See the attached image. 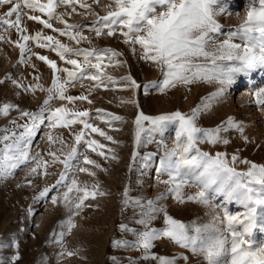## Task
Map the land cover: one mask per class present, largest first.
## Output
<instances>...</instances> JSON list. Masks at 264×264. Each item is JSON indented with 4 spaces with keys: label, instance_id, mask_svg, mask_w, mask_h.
I'll use <instances>...</instances> for the list:
<instances>
[{
    "label": "snow or ice",
    "instance_id": "6c2138e0",
    "mask_svg": "<svg viewBox=\"0 0 264 264\" xmlns=\"http://www.w3.org/2000/svg\"><path fill=\"white\" fill-rule=\"evenodd\" d=\"M77 4L86 10L90 8V5L81 0H0V5L6 9L0 13V25L15 28L21 34L20 40L14 43L20 50L22 62L30 58L25 53L30 51L28 42L34 41L37 47L55 52L65 65L71 66L58 67L56 61L36 54L53 73L51 87L47 89L48 95L43 104L36 111L20 110L10 103L0 105V115L7 116L15 108L20 111L19 119L27 118L24 124L13 120L11 128L0 129V178H7L21 165L29 163L35 165L31 168L32 173L47 175L49 160L39 155L30 156L32 142L41 126L46 121L49 129H70L74 125H81L78 133H70L74 137V144L63 159L56 151L47 153L51 158L50 162L61 164L63 171L55 184L45 187L39 193V198H45L54 190L66 189L61 197L51 196V203L55 205L58 201L62 202L73 215H78L90 198L95 199L97 195L105 194L99 191L98 183L81 185L75 178L81 172L93 177L96 175L89 167H82L81 164L101 169L100 164L79 151L81 147L109 158L104 151V144L86 137L95 133L110 142L117 141L89 122L91 115L88 110H72L65 106L53 109L52 104L57 99L67 100L69 103L78 100L91 103L88 96L83 94L66 95L65 86L89 80L94 82V88L104 86L107 90V84H116L118 81L107 76L105 69L119 66L120 61L116 58L122 54L111 48L70 47L42 31L24 34L26 29L21 26V22L27 16L43 28L67 37L75 45H79L81 41L91 44V39L82 34L81 25L69 24L62 14L56 12L57 7L64 5L71 7L72 13H75ZM229 7L228 0H111L106 15L97 16L91 25V31L97 38L103 35L113 37L119 33L123 42L132 46L133 52L139 46L142 50L141 59L151 62L160 70L161 79L144 85L145 91L154 88L165 93L178 84L187 87L196 81L216 82L220 85L216 92L203 97L190 113L176 110L148 116L140 112L135 118V147L139 149L156 142L158 148L163 150L155 172L157 182L166 187L155 199L129 197L128 189L125 188L122 206L131 205L134 208V217H139L135 222L142 226V230L121 224V230L132 232L136 240H114L113 246L142 249L141 258L144 260H153L157 264H177V260H182L188 264V255L159 256L152 253L154 242L166 238L192 256L198 257L201 264H264V240L257 242L254 239L256 232L264 234V164L240 159L236 154L229 159L226 152L212 154L200 147L202 144L227 145L229 140L223 138L221 132L230 128L243 134V128L231 117L215 128H204L198 120L203 113L211 110L213 102L224 94L225 87L236 82L238 76H246L256 70L264 71V0H248L246 15L240 18L233 30L224 34L216 17L231 14ZM37 12L47 19L33 14ZM53 19L63 24L64 28H55L51 23ZM221 35L223 39H220ZM122 79L132 88L141 87L131 76ZM14 83L21 86L16 81ZM37 88L40 85L25 90L34 92ZM255 96L257 105L264 106V88L255 92ZM97 114V118L108 124L123 119L103 113L100 109H97ZM170 127L175 129L171 146L164 140ZM157 136L160 137L159 140H156ZM56 139L64 142L63 138ZM47 140L49 143L55 142L51 134H47ZM137 155L138 152L134 151L133 160ZM153 155H144V168L151 166ZM110 158L117 159L115 154ZM237 163L246 165V168L238 170ZM129 168L131 170V165ZM165 175L168 179L159 180V177ZM185 186H195L198 191L186 194L183 191ZM219 198H222V202L213 205V201ZM167 199H173L177 204L194 202L215 207L219 212L214 213L207 222H184L168 214L167 208L161 203ZM230 204L236 205L240 210L232 212L228 207ZM161 218L163 226L153 227V222ZM67 224L69 229L74 227L71 217ZM59 235L62 236L63 233ZM67 255L73 253L68 252ZM18 258L16 256L12 259L14 261ZM111 259L114 264H119L117 257ZM0 264L3 262L0 261ZM129 264L135 262L130 260Z\"/></svg>",
    "mask_w": 264,
    "mask_h": 264
},
{
    "label": "rangeland",
    "instance_id": "374dc122",
    "mask_svg": "<svg viewBox=\"0 0 264 264\" xmlns=\"http://www.w3.org/2000/svg\"><path fill=\"white\" fill-rule=\"evenodd\" d=\"M81 2L90 5V8L86 10L77 4L76 12L72 13L71 7L60 5L56 12L62 14L69 24L81 25L82 34L91 39V44L81 41L79 45H75L67 37L43 28L42 25L29 20L27 16L23 17L21 26L26 29L24 34L42 31L45 35H53L70 47L111 48L122 54L116 58L120 61L119 66L105 69L107 76L118 81L116 84H107V90L104 86L94 88V82L89 80L65 86L66 95L83 94L88 96L91 103L79 100L69 103L67 100L57 99L52 104L53 109L65 106L72 110H88L91 115L89 122L117 141V143L110 142L95 133H90L86 137L96 139L106 146L104 151L109 157L107 159L85 147L79 149L83 155L100 164L101 169L81 164L82 167H89L96 175L93 177L81 172L75 178L81 185L91 186L93 183H98L99 191L105 194L87 200L85 202L87 206L81 208L78 215H73V212L66 209L62 202L58 201L55 205L51 203V196L61 197L66 189L54 190L48 197L39 198V193L45 187L55 184L60 172L63 171L61 164L50 162L51 158L47 153L56 151L63 159L74 144V137L70 133H78L82 127L74 125L70 129H49L46 121L32 142L30 156L39 155L49 160L48 174L32 173L31 168L35 165L29 163L21 165L7 178H0V261L3 264L9 262L11 264H114L111 257H117L119 264H129L130 260L135 264H157L156 261L142 259V249L113 246L114 240H136L132 232L121 230V224L138 231L142 230V226L135 222L139 217H134V208L131 205L122 206L125 188L128 189L129 197L155 199L166 187L157 182L155 172L163 150L158 148L156 142L139 149L135 147V118L140 112L148 116L176 110L190 113L203 97L216 92L220 87L216 82L196 81L187 87L178 84L165 93H160L154 88L145 91L143 86L160 80L161 75L154 64L141 59L142 50L139 46H136V51L133 52L132 46L124 43L119 33L113 37L103 35L97 38L91 31V25L97 16L106 15L111 0H98V2L81 0ZM228 4L231 14H221L216 17L224 34L233 30L239 24L240 18L246 15L248 0H228ZM5 10V7L0 5V13ZM33 14L42 15L38 12ZM42 18L47 19L43 15ZM51 23L55 28H64L58 20L53 19ZM20 35L15 28L0 25V105L10 103L20 110L36 111L46 99L47 89L51 87L53 79L52 70L39 60L36 54L56 61L58 67L71 66L65 65L55 52L37 47L34 41L28 42L30 51L25 53V56L30 58L22 62L20 50L14 43L20 40ZM223 38L221 35L220 39ZM235 42L239 43V40ZM128 76H131L141 87L132 88L129 83L123 81L122 78ZM14 81L21 86H17ZM35 85H40V88L34 92L25 90ZM262 88H264V71L260 70L246 76H238L233 85L225 87L224 94L213 102L210 111L199 117L198 123L204 128H215L231 117L243 128V134L235 128H230L226 132H221V136L229 140L227 145L202 144L200 147L204 151L212 154L226 152L229 159L236 154L240 159L264 164V106L257 105L255 96V92ZM122 101H135V103H122ZM97 109L123 119L113 121L111 124L104 123L102 119L97 118ZM19 117L20 111L15 108L7 116L0 115V129L11 128L13 120H17L19 124L27 122L26 117L24 119ZM145 125L147 126V122ZM47 134L54 137V143H49ZM174 134V127H170L165 133L164 140L169 146L173 144ZM56 138H63L64 142L61 143ZM159 139L160 137L157 136L156 140ZM108 149L113 151L109 152ZM134 151L138 152L135 160L132 156ZM147 153L154 155L150 162L151 166L144 168L143 157ZM113 154L117 159L110 158ZM236 167L238 170H244L246 165L237 163ZM40 171L42 172L43 169ZM166 179H168L166 175L159 177V180ZM183 191L186 194H194L198 189L195 186H185ZM220 202L222 198L213 201V205ZM161 203L167 208L169 215L184 222L191 220L207 222L214 213L219 212L215 207H206L194 202L177 204L173 199H167ZM228 207L232 212L240 210L234 204ZM69 217L74 224L71 229L67 224ZM152 226L162 227V218L154 221ZM60 233L63 235L60 236ZM254 239L260 242L264 240V234L256 232ZM151 251L159 256L188 255V264H201L198 257L192 256L187 250L176 246L166 238L155 241ZM68 252L73 255H67ZM16 256L19 258L13 261L12 258ZM177 264H185V262L177 260Z\"/></svg>",
    "mask_w": 264,
    "mask_h": 264
}]
</instances>
